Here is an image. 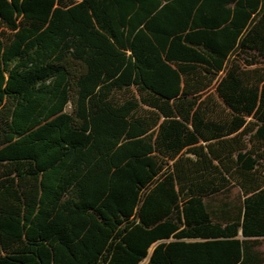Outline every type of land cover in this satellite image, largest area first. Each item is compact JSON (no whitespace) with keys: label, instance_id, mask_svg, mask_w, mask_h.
Wrapping results in <instances>:
<instances>
[{"label":"trees","instance_id":"16d2710c","mask_svg":"<svg viewBox=\"0 0 264 264\" xmlns=\"http://www.w3.org/2000/svg\"><path fill=\"white\" fill-rule=\"evenodd\" d=\"M0 264H264V0H0Z\"/></svg>","mask_w":264,"mask_h":264}]
</instances>
